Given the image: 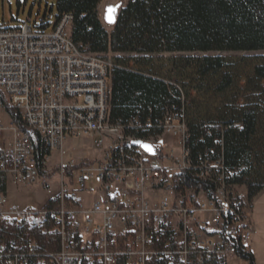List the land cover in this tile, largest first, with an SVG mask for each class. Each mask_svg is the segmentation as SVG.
Masks as SVG:
<instances>
[{
	"label": "built area",
	"instance_id": "2783aa9c",
	"mask_svg": "<svg viewBox=\"0 0 264 264\" xmlns=\"http://www.w3.org/2000/svg\"><path fill=\"white\" fill-rule=\"evenodd\" d=\"M72 23L64 15L50 32L30 21L18 29L0 26V113L10 121L0 122V264H231L241 259L237 244L250 253L255 226L247 193L227 183L222 159L195 168L189 160V101L183 98V113H167L161 135L145 136L152 126L138 118L111 124L114 58L80 49ZM8 109L17 111L25 131ZM170 136L179 139L180 159L164 153ZM77 139L91 141L100 156L59 159L66 142ZM194 170L214 190L183 186L182 175ZM33 184L56 191L42 208L13 204L8 187ZM148 193L162 197L150 202ZM90 198L97 201L86 204ZM14 229L27 236L28 247L5 238Z\"/></svg>",
	"mask_w": 264,
	"mask_h": 264
},
{
	"label": "trees",
	"instance_id": "16d2710c",
	"mask_svg": "<svg viewBox=\"0 0 264 264\" xmlns=\"http://www.w3.org/2000/svg\"><path fill=\"white\" fill-rule=\"evenodd\" d=\"M101 2L57 0L56 20L64 15L72 16L73 42L93 55L264 51V0H133L120 9L110 32L99 18ZM225 68L221 57H204L199 73L208 76ZM255 75L264 80V65L255 69ZM231 85L230 77L224 75L218 90L223 92ZM183 98L188 100L177 86L127 66L115 64L109 76L111 124L123 125L138 118L143 126H152V130L144 134L147 137L161 135L158 125L168 112L183 113ZM8 113L25 131L17 111L8 109ZM236 114L228 120L223 117L219 121H206L186 106L188 137L185 146L194 168L207 158L222 159L226 174H231L227 183L246 187L247 199L253 202L264 190V142L257 139V111ZM195 171L182 175V185L214 190L215 185L200 180L199 171ZM34 236L46 246L40 234ZM5 238L28 247V238L20 230L8 231ZM237 249L241 259L255 264L251 252L245 254L239 244ZM49 250L57 251L58 247H49Z\"/></svg>",
	"mask_w": 264,
	"mask_h": 264
},
{
	"label": "rangeland",
	"instance_id": "374dc122",
	"mask_svg": "<svg viewBox=\"0 0 264 264\" xmlns=\"http://www.w3.org/2000/svg\"><path fill=\"white\" fill-rule=\"evenodd\" d=\"M133 0H102L98 7L99 18L103 26L110 32L111 27L105 23V17L110 8L125 7ZM57 17V0H0V26L18 29L26 23L40 27L49 25L51 31ZM113 57L115 64L127 66L130 69L150 74L177 86L183 96L189 101L191 112L197 113L206 121H219L233 118L237 112L255 110L258 115L257 139L264 142V80L255 75V69L264 65V51L261 52H229V53H160L153 55L130 54L105 55ZM221 57L226 68L224 71L208 76H201L199 65L204 57ZM228 75L232 80L230 88L219 92L223 76ZM0 122L9 126L8 117L0 113ZM6 138L10 133L6 132ZM164 146L166 153L175 159L182 157V149L178 138L167 137ZM91 142V141H90ZM87 140H73L66 142V151L62 158L64 161L79 160L82 156H89L93 160L100 156L91 149L92 143ZM86 148V149H85ZM60 154L53 155L54 163H59ZM85 156V157H86ZM98 156V157H99ZM97 159V158H96ZM52 163V162H51ZM53 165V164H52ZM54 190L53 192H55ZM237 193L246 195V187H237ZM53 192L43 191L39 184L27 186H9L8 195L19 207L34 206L42 208L52 196ZM147 199L152 202L160 199L162 195L148 193ZM97 201L86 199V204ZM84 203V204H85ZM252 206L247 211L248 222L255 226V236L251 243L256 252L255 264H264V190L253 200ZM198 213L192 224L198 221ZM253 242V243H252ZM252 244V245H251ZM231 264H250L242 259H236Z\"/></svg>",
	"mask_w": 264,
	"mask_h": 264
},
{
	"label": "water",
	"instance_id": "95a60500",
	"mask_svg": "<svg viewBox=\"0 0 264 264\" xmlns=\"http://www.w3.org/2000/svg\"><path fill=\"white\" fill-rule=\"evenodd\" d=\"M112 9H114V11H109L107 12V15L105 17V23L109 26H114L117 20V15L120 11L119 8L117 7H113ZM145 145V144H144ZM144 148V147H143ZM145 149V148H144ZM151 150H146L148 152H150L151 154H154V151L152 150V148L150 147Z\"/></svg>",
	"mask_w": 264,
	"mask_h": 264
},
{
	"label": "crops",
	"instance_id": "0c3cea01",
	"mask_svg": "<svg viewBox=\"0 0 264 264\" xmlns=\"http://www.w3.org/2000/svg\"><path fill=\"white\" fill-rule=\"evenodd\" d=\"M254 236H255V233H254ZM253 236V237H254ZM252 240H253V238H252ZM251 240V241H252ZM251 241H250V243H251ZM253 243V242H252ZM249 244V243H248ZM252 245V244H251ZM248 248L250 249V252L254 255V257H256V252H255V250H253V247L252 246H248Z\"/></svg>",
	"mask_w": 264,
	"mask_h": 264
},
{
	"label": "snow or ice",
	"instance_id": "6c2138e0",
	"mask_svg": "<svg viewBox=\"0 0 264 264\" xmlns=\"http://www.w3.org/2000/svg\"><path fill=\"white\" fill-rule=\"evenodd\" d=\"M117 7H118V5H117ZM109 11H114V9L110 8ZM142 146H143L146 150H151V149H150V146H148V145H142Z\"/></svg>",
	"mask_w": 264,
	"mask_h": 264
},
{
	"label": "bare ground",
	"instance_id": "6f19581e",
	"mask_svg": "<svg viewBox=\"0 0 264 264\" xmlns=\"http://www.w3.org/2000/svg\"><path fill=\"white\" fill-rule=\"evenodd\" d=\"M242 258V257H241Z\"/></svg>",
	"mask_w": 264,
	"mask_h": 264
}]
</instances>
